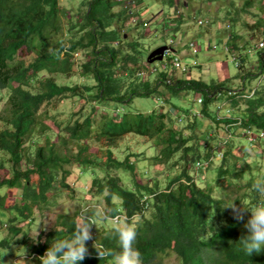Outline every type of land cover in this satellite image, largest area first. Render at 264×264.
<instances>
[{
  "label": "trees",
  "instance_id": "obj_1",
  "mask_svg": "<svg viewBox=\"0 0 264 264\" xmlns=\"http://www.w3.org/2000/svg\"><path fill=\"white\" fill-rule=\"evenodd\" d=\"M127 1L84 0L85 9L79 21L71 25L68 38L57 39L66 14L61 0H0V101L7 98L0 112V232H10L0 241V255L13 245L23 246L28 251L24 258L30 264H41L39 256L53 239L71 238L74 222L103 204L108 217H119L137 227L134 246L140 252L141 264H163L173 255L180 264H264V250L247 255L239 243L247 234L243 222L236 221L230 209L222 208L234 201L239 205V200L257 203L259 198L252 191L255 179L243 184L241 198L231 201L217 198L212 186H201L194 177L214 169L215 163L219 184H238L250 177L246 168L237 169L236 161L248 156L241 144L243 137L251 146L264 142V83L252 90L245 86L249 79L264 78V49L258 48L264 32L243 46L240 41L245 36L235 29L226 35L222 44L237 57L240 72L234 80L239 79L240 85L235 95L224 92L219 99L217 93L230 90L228 85L190 78L189 67L188 71L184 67L160 71L155 81L150 78L153 73L144 74L147 62L139 43L127 39L122 27L114 24L128 16ZM167 1L177 7L179 0ZM253 3L245 0L244 9L235 6L236 15L231 20L240 21V12H249L246 7ZM182 5L186 7L183 0ZM116 6L124 9L114 13ZM173 19L179 33L184 14ZM242 25H248L255 35L263 27L262 19L257 25L246 21ZM77 54L85 55L82 75L93 79L95 85H61L56 79L61 74H73ZM252 56H259V74L251 67L246 69ZM162 88L166 92L160 91ZM191 92L197 93L198 103L203 99L202 118L171 102L183 94L184 102ZM157 94L166 97L168 110L149 114L124 110L135 97ZM68 97H80L84 104L67 121L49 116V106ZM222 101L225 105L218 106ZM110 106H114L111 112L98 109ZM181 113L186 120L176 118ZM204 119L216 126L218 135L210 131L188 134L179 127V122H185L188 129L196 130L206 125ZM224 131L222 140L220 132ZM250 131L257 136L256 141L249 139ZM136 138L162 145L150 158L154 163L167 165L175 159V173L168 174L166 184L157 176L146 180L148 172L138 167L142 152L120 145L121 140ZM27 142L35 152H30ZM238 144L243 155L235 152ZM76 166L80 173L74 179L92 176L91 184L81 187L85 191L83 208L76 214L61 215L52 229L30 237L36 215L43 216L58 205L65 191L73 190ZM248 216L250 213L245 221ZM91 232L92 240L86 242L89 254L80 264H107L97 257L92 245L98 239L105 248L118 251L115 240L95 225Z\"/></svg>",
  "mask_w": 264,
  "mask_h": 264
},
{
  "label": "rangeland",
  "instance_id": "obj_2",
  "mask_svg": "<svg viewBox=\"0 0 264 264\" xmlns=\"http://www.w3.org/2000/svg\"><path fill=\"white\" fill-rule=\"evenodd\" d=\"M130 0L126 2L127 11H129L128 16L118 21L114 22L115 25L122 27V31L125 34L126 38L130 41H137L140 45V50L144 54V59L147 58L150 52L155 51L157 48L173 44L177 48V51H181V47L185 44L186 50L180 52L179 56L183 60V65H190L193 68L189 67L190 73L188 76L190 78H195L197 80L204 81L208 84L222 82L224 85H228L230 89L238 90L237 87L240 85V80L234 78L240 72L237 66L233 62V55L228 54L222 46V42L225 40L226 35L231 33L234 29L239 35L245 36V38L240 41V44L248 45L255 42L257 39L261 38L264 32V0H254L252 6L246 7V10L249 12H240L241 20L237 23H234L231 18H234L236 15V8L244 9L245 0H183L186 7H183L182 0L177 2V7H171V2H164V0H145L140 3L133 2ZM84 0H61V5L66 14L63 15V31L58 35L57 39H66L70 35L71 25L77 23L80 18L79 14L82 13ZM133 2V3H132ZM235 2V5H234ZM146 8V9H145ZM124 9V6H116L113 9L114 13H119ZM132 10V11H131ZM131 13V14H130ZM183 13L185 21L182 22V25L179 26V33L176 31L177 24L174 23V19H178L179 15ZM197 14V15H196ZM202 14V15H201ZM196 16V17H195ZM262 19L261 31L257 32V35L254 34V30L251 29L248 25H242L243 22H248L251 25H257V20ZM204 20V24L201 25L200 21ZM75 33V32H74ZM191 43H195L196 46L191 48ZM190 46V47H189ZM179 48V49H178ZM26 53L24 52V55ZM191 54V55H190ZM238 55V54H237ZM26 57V59H29ZM76 68L73 74H61L56 76L59 84L69 85V86H78L91 84L95 85L93 79L88 78L82 75L81 63L86 60L85 55L78 54L75 56ZM259 56H254L250 58L251 63L246 64V69L250 67L254 70L256 74H259V65L257 66ZM170 59L166 57L164 62H157L152 65H146L148 69L150 67L157 66L161 70L165 69L164 64H168ZM146 63V62H145ZM146 70V69H145ZM143 70V71H145ZM248 71V70H244ZM251 72V70H250ZM150 73L145 71L144 74ZM47 76V73H44ZM159 72H154L150 78L155 81ZM182 75L181 73L178 74ZM246 75V73H244ZM144 76L143 78H145ZM224 82V83H223ZM260 83H264V78H254L246 81V88L249 90L257 88ZM160 91H165L164 88ZM166 92V91H165ZM170 95V94H167ZM184 95V94H183ZM182 95L181 98L184 96ZM179 97L172 98V104L178 108L184 107L185 110L197 113L199 112V117L202 118L201 106L197 102V93L191 92L188 95L186 101H182ZM220 102V101H219ZM222 101L218 106L225 105ZM7 98L0 101V112L6 107ZM56 104V103H54ZM84 104L82 98L78 97H68L63 99L59 104L49 106L48 114L49 116L57 115L60 120H69L71 116L78 111L81 106ZM117 106V104H116ZM46 105L43 108L45 112ZM89 105H87V108ZM112 107V108H111ZM169 105L166 102V97L160 96V94L149 96V97H135L131 104L124 106V110L130 112H140L143 114L153 113L155 111H160L162 108L169 109ZM229 107L231 108L230 104ZM233 108V107H232ZM100 110L111 112L114 109V106L98 108ZM237 110V109H235ZM183 117V118H182ZM101 116L98 117L100 119ZM177 119H185L186 117L181 113V116H176ZM186 120V119H185ZM206 125L198 126L196 130L188 129L189 123L179 122V127L183 131H186L188 134L195 132L196 134L202 135L205 132H212L214 134L217 129L211 121L202 120ZM53 125V124H52ZM221 139H225V131L220 132ZM218 135V134H217ZM251 139L256 140L257 136L250 133ZM218 137V136H217ZM220 138V135H219ZM262 139L264 136L261 137ZM244 146L249 145V140L244 138L242 139ZM259 141V140H258ZM122 148L130 145L134 149H138L142 152L140 156V161L138 162V167L141 170H146L148 172L147 178H153L157 176L166 184L168 174L175 173V168H172V163L175 159H171L167 165H161L154 163L153 160H150L154 154L162 147L154 146L153 141L147 138H136V140L124 139L120 141ZM224 146V143L221 144ZM251 145V143H250ZM255 150V160L259 161L261 165H264V142H254L252 144ZM27 146L30 147V152H35V148H31L30 142H27ZM97 147V144H95ZM95 149V148H93ZM235 152L243 155L241 150V145L238 144ZM180 156V155H179ZM245 156V153H244ZM219 158V156H218ZM249 158L238 159L236 161V167L238 170L241 168H246V171L250 174L249 179L243 178L242 181L236 183H230L225 181L217 183L218 176L215 173L214 169L207 170V173L204 174H195V179L199 180V184L204 187L208 185L212 186L214 194L217 198H224L225 200L234 201L238 197L241 198L245 188L243 184L248 183L252 179L264 178V166L259 167H250L246 166L247 163H244V160ZM6 160V158H3ZM9 159V157H7ZM217 159V158H216ZM205 169V168H204ZM75 175L72 179L76 178L80 173V168L75 167ZM195 171V170H194ZM195 173V172H194ZM81 175V174H80ZM92 176L90 174L82 175L80 180L74 179V188L73 190H67L63 193L61 199L58 202V205L53 206L50 210H46L44 215L37 214L36 221L32 232H30V237H38L42 234L43 231H48L52 229L54 225L58 223V219L63 214H76L80 208H83L82 197L85 193L82 189V185L85 184L89 186L91 184ZM207 180L210 181V184H207ZM239 180V179H238ZM163 184V185H165ZM242 186V187H239ZM90 198V195H87ZM97 208V205H94ZM98 208L103 209V204L98 206ZM10 233L8 230H3L0 232V241L5 239ZM28 251L23 246L13 245L11 249L3 251L0 255V264H12L16 260L23 259L25 264H30V260H26L24 256ZM32 264V263H31ZM163 264H180L176 256H171L166 258Z\"/></svg>",
  "mask_w": 264,
  "mask_h": 264
},
{
  "label": "clouds",
  "instance_id": "obj_3",
  "mask_svg": "<svg viewBox=\"0 0 264 264\" xmlns=\"http://www.w3.org/2000/svg\"><path fill=\"white\" fill-rule=\"evenodd\" d=\"M174 42L175 41L173 40L171 44L166 45L177 51V48L173 44ZM192 44L195 43H191V48H193ZM222 46L225 49L223 44ZM177 52L180 54L179 51ZM226 52L229 54L228 51ZM232 55L237 60L236 55ZM233 62L237 65L235 61ZM186 66L193 67L190 65ZM164 68L165 69L161 70L157 66H149L145 71L150 70V73H154L164 71L170 67L167 66V64H164ZM224 92H227L226 94L228 96L236 94L233 89L221 91L217 93L219 99L224 97ZM230 93L232 94L230 95ZM244 151L249 157L244 160V163H247L250 167L264 166L253 158L255 156L253 146L245 145ZM252 191L255 192L259 198L258 202L255 204H252L247 200H239V205H237L235 201L222 205V208H228L231 210L233 218L236 221L243 222V227L247 230V234L240 237L239 243L249 256H251L253 252L260 253L264 250V178L255 179L252 182ZM247 213H250V216H248L245 221V215ZM92 225H95L101 232L103 231L109 237L114 238L119 249L117 251L112 248H105L102 244L98 243V239L95 240L92 247L100 260H107V264H141L140 252L134 246L138 237V231L135 224L121 221L119 217L110 218L105 214L102 208H97L91 214L78 218L77 221L74 222V230L71 238L53 239L50 247L43 255L39 256L41 264H80V262L84 261L89 254V248L86 242L92 240ZM12 264H25V261L20 259L12 262Z\"/></svg>",
  "mask_w": 264,
  "mask_h": 264
},
{
  "label": "built area",
  "instance_id": "obj_4",
  "mask_svg": "<svg viewBox=\"0 0 264 264\" xmlns=\"http://www.w3.org/2000/svg\"><path fill=\"white\" fill-rule=\"evenodd\" d=\"M201 24H204V21H201L200 22ZM192 47H195V44H192ZM258 48L261 50V49H264V40H261L260 43H258ZM226 51H228L226 48H225ZM166 57H168L169 59H171V62L167 64V66H169L171 69H181V68H185V70H187V66H184L183 65V60L181 59V57L179 56V53L172 47L169 48V50L167 51L166 53ZM233 61L236 62V58L233 57ZM166 68V67H165ZM232 93H230L231 95ZM199 104L202 105L203 104V99L201 98L200 101H199ZM196 114H199V112H197ZM252 133L254 134L253 132H249V134ZM255 135V134H254ZM261 136H264V132H262V135ZM249 139H251L249 137ZM252 141H256L254 139H251Z\"/></svg>",
  "mask_w": 264,
  "mask_h": 264
},
{
  "label": "water",
  "instance_id": "obj_5",
  "mask_svg": "<svg viewBox=\"0 0 264 264\" xmlns=\"http://www.w3.org/2000/svg\"><path fill=\"white\" fill-rule=\"evenodd\" d=\"M168 50H169V46L165 45L156 49L153 52H150L146 58L147 63L153 64L156 62H163L165 60V56Z\"/></svg>",
  "mask_w": 264,
  "mask_h": 264
},
{
  "label": "crops",
  "instance_id": "obj_6",
  "mask_svg": "<svg viewBox=\"0 0 264 264\" xmlns=\"http://www.w3.org/2000/svg\"><path fill=\"white\" fill-rule=\"evenodd\" d=\"M185 46H186L185 44L182 45V47H181V49H180V50H181L180 52H183V51L186 50ZM178 49H179V48H178ZM190 55H191V54H190ZM252 57H254V56H252Z\"/></svg>",
  "mask_w": 264,
  "mask_h": 264
}]
</instances>
